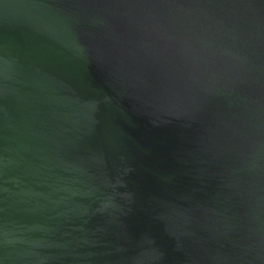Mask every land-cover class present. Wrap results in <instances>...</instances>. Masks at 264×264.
I'll list each match as a JSON object with an SVG mask.
<instances>
[{"label":"water","instance_id":"1","mask_svg":"<svg viewBox=\"0 0 264 264\" xmlns=\"http://www.w3.org/2000/svg\"><path fill=\"white\" fill-rule=\"evenodd\" d=\"M0 264H264V0H0Z\"/></svg>","mask_w":264,"mask_h":264}]
</instances>
